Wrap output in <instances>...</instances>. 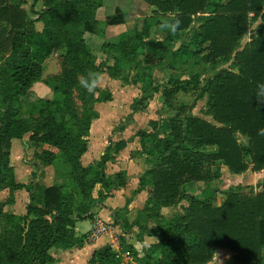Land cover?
I'll use <instances>...</instances> for the list:
<instances>
[{
  "label": "trees",
  "instance_id": "trees-1",
  "mask_svg": "<svg viewBox=\"0 0 264 264\" xmlns=\"http://www.w3.org/2000/svg\"><path fill=\"white\" fill-rule=\"evenodd\" d=\"M24 1L0 0V192L25 189L30 202L26 214H17L7 211L6 202L0 200L4 221L3 229L0 225V264H55L58 259L52 249L83 247L88 235L78 234L77 223L93 218L94 211L104 205L103 199L127 185L126 171L115 176L106 172L108 151L99 161L82 164L92 120L99 116L91 105L111 101L112 94L107 89H96L97 96L89 94L77 76L90 70L106 72L125 83H144L153 94L158 93L159 85L146 70L152 68L149 63L134 77L124 75V65L143 55L145 61L154 60L155 66L167 69L163 61L169 52L174 60L185 63L198 56L206 43L207 63L234 57L238 69L213 74L202 87L198 98L206 97L204 114L211 120L177 113L151 120L150 130L136 133L149 167L133 194L148 189L149 195L133 220L128 217L131 198L127 199L126 214L117 224L126 232L136 227L142 244L146 236L156 240L140 254L122 237L120 250L106 245L93 252L89 264H207L219 248L234 253V264H264V189L257 193L231 190L221 205L214 204V194L198 196L186 189L189 183L209 182L218 176L205 171L207 157L235 174L264 169V136L258 135L264 128V107L257 111L253 98L257 84L264 83V0H144L161 18L154 24L145 19L143 28L133 35L122 32L117 42L103 43L107 59L100 63L85 35H103L102 26L124 23V11L117 7L102 23L98 11L104 0H33L34 17L30 18L21 6ZM173 17L181 20L175 35L166 31L162 41L152 37L162 21ZM195 19H201V24L190 42L171 49L182 32L193 28ZM256 21H260L256 35L242 46L244 35ZM54 54L62 72L43 79L45 64ZM168 78L163 95L171 104L174 91L185 86ZM39 82L50 87L52 97L30 98ZM174 83L178 84L173 89L167 88ZM72 88L85 103L82 115L71 102ZM152 95L135 99L132 111H144ZM26 135L36 147L49 144L59 149L58 153L43 150L40 157L56 167L63 182L40 187L17 181L11 148L14 139ZM238 135L247 139L246 145ZM125 146L121 141L116 149ZM98 184L99 196L94 197ZM183 200L188 202L183 211L166 217L164 207Z\"/></svg>",
  "mask_w": 264,
  "mask_h": 264
},
{
  "label": "rangeland",
  "instance_id": "rangeland-1",
  "mask_svg": "<svg viewBox=\"0 0 264 264\" xmlns=\"http://www.w3.org/2000/svg\"><path fill=\"white\" fill-rule=\"evenodd\" d=\"M104 1L105 4L98 14V17L101 19L102 23L110 15L116 12L115 9H117V6L122 11H124L125 16L127 17L124 24L121 26H102L104 27L105 31L103 35L86 33V42L96 53L97 63H100L105 58H107L105 50L102 49L103 43L117 42L119 35L122 32H130L133 35L135 30L143 28L145 19H147L150 24H154L161 18L154 12V8L149 6V4L144 0ZM32 2L33 0H25L21 5L22 8L26 9L30 18L34 17V12L31 9ZM193 24V28H191L189 32H182L181 36L170 44L171 49H178L182 43L190 42L191 36L194 35V32L198 30V27L201 24V19H195ZM259 24L260 21H256L252 24L249 32L246 33L242 39V46L249 42L254 35H256ZM37 27L40 29L41 24L37 23ZM155 29L157 30H154L152 37H155L160 41L164 40L166 37V31H160L159 26H157ZM262 35L264 36V30ZM207 45L208 43L204 44L200 48L202 49V52L199 53L198 56L191 57L190 60L185 63L179 62L178 59L174 60L173 52H169L163 61V63L167 66V69L155 66L154 60L151 62L145 61L143 55H139L131 63H126L124 65V75L134 77L137 73H142L145 70H142V67L146 65V63H149L152 68L146 70L152 74L155 84L159 85L160 91L158 93L153 94L151 88L144 83H125L122 79L110 77L106 72L102 73L103 80L97 89L109 90L112 94V100L107 102L98 101L91 105V107L99 114L97 119L92 120L91 127L93 124L94 137H96L97 134H99L100 137L104 133L107 136L108 141L106 142V147L104 148L103 152L106 150L110 155V160L106 163L105 167L109 175L115 176L125 167L127 169L130 168L131 171H135V174H138L136 176L140 178L147 170L149 164L145 163L146 155L141 154V147L138 145V141L136 142L135 140L137 138L140 139V137H137L136 135L139 130H150L149 122L151 120H160L167 117H174L177 115V113H188L193 116L211 120V118L204 114L206 110V97L198 98L202 91V87L213 74L223 70H233L237 72L238 69L237 61L234 57H231L230 59L220 58L214 62L207 63ZM195 47L196 46H193L194 50ZM50 60H54L55 67L58 69V72L49 76L60 74L62 72V65L58 55L54 54L52 58L48 59L47 63L45 64V69L48 68ZM170 76L175 78L176 81L182 82L185 86V89H176L171 97V104H167L165 96L163 95V89L165 88L166 81H169L168 77ZM177 84H170L167 88L173 89L174 85ZM71 91V102L79 115H82L84 113L85 103L79 97L77 89L72 88ZM95 93L97 96L98 91ZM144 95H152V98L147 102V108L144 111L133 112L131 109V104L135 99H140ZM39 97H52V91L50 87L43 82L36 84L30 93V98L32 100H35ZM182 108H185L184 112H182ZM179 110H181V112H179ZM104 128H106V130L103 133L102 130ZM238 140L242 145L247 144V139L241 135H238ZM121 141H125L126 145L129 146H127V148L125 146V148H122L118 151L116 149V144ZM209 149L214 150V148ZM42 151V148H37L35 142L29 139V135L24 137V141L21 139H14L11 149V162L12 165H14V167L17 169V181L27 184L32 183V185L35 186L41 185L40 187L52 185V183L54 184L55 182L61 183L64 181L62 176H58L56 167L53 164L47 163L46 160L40 157L43 153ZM124 153H127L128 156L124 157ZM101 157L96 159L93 163L99 161ZM117 157L122 158V165H119L121 166V170H118L112 166L110 168L108 165L110 161L114 162ZM130 159L134 160L133 167L129 166V163L131 162H129ZM204 168L205 171H211L212 173L217 172L218 176L209 182L198 181L189 183L186 186V189L189 193L198 196L204 195L206 197L210 194H214L216 197V200L214 201L215 205H221L231 190H241L246 192H250L251 190L254 191V193H257L264 189V169L258 172H253L251 169H249L244 173L235 174L231 172L226 165L221 164L220 162L212 163L209 157L204 158ZM254 173H257V175ZM96 187L93 190V194L95 193L96 197H98L99 192H97L98 188ZM138 188L139 182L132 179V176L127 175V185L123 187L124 191H126L123 192L124 198L118 195L120 196L118 200H110V197L113 196V194H111L112 196H108L107 198L103 199L104 203L110 205V209H104L102 216L95 214L93 218L79 221V228L81 231L80 235H88L86 243L83 247H74L67 250L54 248L51 250V254L57 257V261L60 262L57 264H62V262H65L66 264H89V258L93 253H89V249L85 251L82 250L86 244L99 242V245L102 244L103 247L110 245L113 249L120 250L122 247V237L125 238L128 243L133 244L138 249L140 254H142L143 248L149 246L156 239L146 236L145 243L142 244L140 241H138V229L136 227L131 231L126 232L123 228H121L120 225L117 224L119 223V218L126 214L125 207L127 199L131 198L128 208L134 207L132 212L130 211L128 215L130 220L135 218L137 214L136 211L139 208L144 207L145 200L149 195V191L148 189L143 190L140 193L134 195L133 192ZM118 190L122 189L119 188ZM0 200L6 202L5 209L7 211L15 212L17 214H25L26 206L30 202V192L25 189L14 192H10L8 189H5L0 192ZM187 205L188 202L183 200L180 204L164 207L163 213L166 215V217L170 218L173 215L182 212L183 207ZM111 209H114V211H111ZM107 216H109V218H107ZM0 220V225L3 229L4 221L3 219ZM98 220L108 222L110 230L108 233L93 239L90 236L92 229ZM233 256L234 253L230 250L219 248L217 249L213 260L207 264H234L235 261Z\"/></svg>",
  "mask_w": 264,
  "mask_h": 264
},
{
  "label": "crops",
  "instance_id": "crops-1",
  "mask_svg": "<svg viewBox=\"0 0 264 264\" xmlns=\"http://www.w3.org/2000/svg\"><path fill=\"white\" fill-rule=\"evenodd\" d=\"M118 7V6H117ZM116 7V8H117ZM116 10V9H115ZM98 14H99V11H98ZM127 17V16H126ZM98 19H99V17H98ZM99 20H101V19H99ZM124 23H122V24H118V25H109V27L110 26H121V25H123ZM95 35V34H94ZM105 59H107V58H105ZM104 59V60H105ZM97 119V118H96ZM105 130H106V128H104L103 130H102V132L104 133L105 132ZM138 137V136H137ZM96 138V139H95ZM87 139H88V150L85 152V154L82 156V164L84 165V166H87V165H89V164H91V163H93L96 159H99L105 152H106V150H105V152H103V150H104V148L106 147V142L108 141L107 140V136L105 135V133L104 134H102L100 137H99V134H97L96 135V137H94V135H93V124H92V127H91V129H90V135L87 137ZM138 139V140H137ZM135 141L137 142L138 141V145L141 147V145H140V139L139 138H137ZM21 140H23L24 141V139H21ZM13 142H14V140H13ZM135 142V143H136ZM126 143V142H125ZM12 146H13V143H12ZM127 146H129V145H126V148H127ZM37 148H42L43 150H48V151H52V152H54V153H58L59 152V149L58 148H56V147H54V146H52V145H49V144H43V145H41V146H38ZM125 148V147H124ZM12 149V148H11ZM21 149V148H20ZM18 154H19V152H18ZM128 154H129V152H128ZM128 154L127 153H124L123 155H124V157H127L128 156ZM127 159V158H126ZM121 160H122V158L121 157H117L116 159H115V161L114 162H112V161H110V163H111V165H110V163L108 164L109 165V167L111 168V166L112 167H115V168H117L118 170H121V166H119V165H122V162H121ZM123 160H125V159H123ZM131 161V162H130ZM129 166L130 167H133L134 166V160H129ZM14 166V165H13ZM14 169H15V174L17 173V169L14 167ZM118 170H117V172H118ZM130 170V168L129 169H127V168H123L122 169V171H126L127 172V175L128 176H132V179H134V180H137L138 182H140V178L139 177H137L136 175H138V174H135V171H129ZM133 170V169H132ZM107 172V171H106ZM120 172V171H119ZM108 173V172H107ZM109 174V173H108ZM255 175H257V173H254ZM18 182H20V181H18ZM53 184V183H52ZM96 188H98L97 189V192H99V190L101 189V185L100 184H98L97 185V187ZM120 189H122V190H115L114 192H113V196L112 197H110V200H118V198L121 196L122 198H124L123 197V195H124V193L123 192H126V191H124V189H123V187L122 188H120ZM16 191H20V190H16ZM94 195V197H96V195H95V193L93 194ZM118 195H120V196H118ZM120 201V200H119ZM118 201V202H119ZM113 204V203H112ZM28 205V204H27ZM109 206L110 205H107L106 203H104V205L102 206V207H100L99 208V210H95L94 212H95V214L96 215H98V216H102L103 215V213H104V209H110L109 208ZM133 208L134 207H130L129 209H130V211L131 210H133ZM115 209V208H114ZM114 209L112 210L111 209V211H114ZM139 209H141V208H139ZM26 211H27V206H26ZM26 214V213H25ZM107 218H109V216H107ZM76 230H77V232H78V234H81V231H80V228H79V222L77 223V228H76ZM103 247V245L101 244V245H99V242H95V243H90V244H86V246L84 247V249H82V250H87V249H89L90 251H89V253H93L95 250H98V249H100V248H102ZM75 252H80V251H75ZM54 256V255H53ZM55 257V256H54ZM56 259H58L57 257H55ZM90 259V258H89ZM57 263H60V262H56V264ZM62 264H66L65 262H62ZM68 264H71V263H68Z\"/></svg>",
  "mask_w": 264,
  "mask_h": 264
},
{
  "label": "clouds",
  "instance_id": "clouds-1",
  "mask_svg": "<svg viewBox=\"0 0 264 264\" xmlns=\"http://www.w3.org/2000/svg\"><path fill=\"white\" fill-rule=\"evenodd\" d=\"M181 25L179 18L173 17L170 20H164L159 24L160 31H167L173 35L177 33ZM103 80V74L95 71H88L86 75L77 76V82L89 94H95V90ZM253 98L256 101V110L264 107V83H258ZM258 135L264 136V128L258 130Z\"/></svg>",
  "mask_w": 264,
  "mask_h": 264
},
{
  "label": "built area",
  "instance_id": "built-area-1",
  "mask_svg": "<svg viewBox=\"0 0 264 264\" xmlns=\"http://www.w3.org/2000/svg\"><path fill=\"white\" fill-rule=\"evenodd\" d=\"M110 230V226L108 222L98 220L95 223L94 228L92 229L91 238L96 239L106 233H108Z\"/></svg>",
  "mask_w": 264,
  "mask_h": 264
},
{
  "label": "water",
  "instance_id": "water-1",
  "mask_svg": "<svg viewBox=\"0 0 264 264\" xmlns=\"http://www.w3.org/2000/svg\"><path fill=\"white\" fill-rule=\"evenodd\" d=\"M54 55H52L50 58H52ZM58 72V69L55 67V62H54V60H50L49 61V66H48V68L47 69H45L44 70V72H43V75H42V78L43 79H46V78H48L49 77V75H51V74H55V73H57Z\"/></svg>",
  "mask_w": 264,
  "mask_h": 264
}]
</instances>
